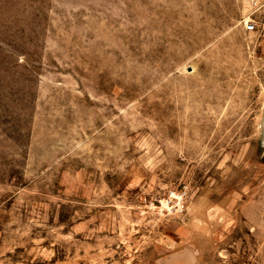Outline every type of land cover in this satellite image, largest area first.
I'll use <instances>...</instances> for the list:
<instances>
[{
  "label": "rangeland",
  "instance_id": "rangeland-1",
  "mask_svg": "<svg viewBox=\"0 0 264 264\" xmlns=\"http://www.w3.org/2000/svg\"><path fill=\"white\" fill-rule=\"evenodd\" d=\"M245 0H0V264H264V50Z\"/></svg>",
  "mask_w": 264,
  "mask_h": 264
},
{
  "label": "built area",
  "instance_id": "built-area-1",
  "mask_svg": "<svg viewBox=\"0 0 264 264\" xmlns=\"http://www.w3.org/2000/svg\"><path fill=\"white\" fill-rule=\"evenodd\" d=\"M247 14L243 17L244 29L254 34L264 50V0H245Z\"/></svg>",
  "mask_w": 264,
  "mask_h": 264
}]
</instances>
